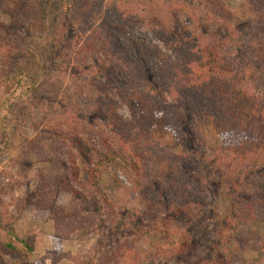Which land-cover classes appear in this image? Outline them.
<instances>
[{"label": "rangeland", "instance_id": "rangeland-1", "mask_svg": "<svg viewBox=\"0 0 264 264\" xmlns=\"http://www.w3.org/2000/svg\"><path fill=\"white\" fill-rule=\"evenodd\" d=\"M155 1L161 3L166 14V10H172L167 6L170 2L174 7L190 9V14L178 12L170 17L169 25L176 34L187 30L208 38H227L232 42L222 44L227 46L231 58L250 64L246 59V48L252 47L255 41L252 36L260 30L259 15L250 0ZM217 1L226 12L223 15L217 12ZM145 3L148 1L144 0L142 6ZM73 6V3L65 6L68 14ZM227 13L235 16L229 19ZM144 15L140 13V16ZM146 17L156 22L154 15ZM0 20L9 23V17L1 10ZM83 32L78 23L69 31L68 37L73 39L81 33L82 43L93 34ZM135 34L138 38L160 44L146 28L138 29ZM53 35L50 40L56 43ZM106 36L113 39V33L109 32L104 34L103 40L97 41L103 43ZM70 47L62 41L57 48L51 49L58 53L52 66L48 65L43 51L39 52L41 64L48 66L45 76L53 69L63 74L46 81L41 75L38 82L45 89L40 96L30 99L22 88H11L12 94L0 90V264H27L24 253L2 247L1 242L6 236L13 243L16 238L32 242L34 264H72L71 257H92L97 262L95 254L98 255L105 245L111 246L122 240H133V248L140 256L155 254L161 246L182 245L179 261L170 264H199L207 260L212 251L210 242L216 240L223 226V219L219 216L232 215L233 212L239 214L242 203L244 207L254 205L256 212L239 224L230 241L231 255L225 256L232 260L231 264H264V172L235 181L229 179L230 176H213L208 197L212 201L206 205L209 208L196 212L195 219L188 214L177 216L175 221L183 226L185 235H174L171 241H168L163 226L166 222L160 223L157 229L151 228L153 224L147 227L148 223H136L139 217L135 212L143 213L147 206L133 192V175L121 161L119 148H114L117 142L112 140L114 134L111 133L115 124H138L137 102L127 105L125 97L111 91V79L123 77L122 82L126 84L125 68L113 65V78L96 74L90 66L89 73L86 69L76 73L71 67H62L66 62H72ZM96 61L99 65L109 64L102 54L91 60L92 64ZM130 67L127 66L125 71L128 81H132ZM141 70L143 73L135 83L148 88L149 73L145 67ZM253 74L251 82L264 96V74L261 70H254ZM50 103L54 106L49 107ZM167 103L172 104V100ZM183 112L181 109L180 113ZM154 123L146 122L145 126L149 124L150 128ZM171 124L166 129L151 126L162 148L173 153L181 152L179 138L182 137L185 141L188 137L193 138L198 144L195 148H201L195 131L190 132V124ZM200 129L204 132L207 151L230 144L229 138L217 134L208 120L201 121ZM118 132L124 133L119 127ZM112 158L116 161L111 162ZM205 214L209 215L206 220L203 218ZM158 217L155 214V219ZM83 221L87 227L81 226ZM57 223L73 226L72 235L67 238L56 236ZM90 224L97 226L89 227ZM199 230L204 234L202 237L197 234ZM142 264L149 262L143 259Z\"/></svg>", "mask_w": 264, "mask_h": 264}, {"label": "trees", "instance_id": "trees-1", "mask_svg": "<svg viewBox=\"0 0 264 264\" xmlns=\"http://www.w3.org/2000/svg\"><path fill=\"white\" fill-rule=\"evenodd\" d=\"M143 1L0 0V10L9 17L8 24L0 20V90L12 94L11 88H22L30 99L40 96L45 88L38 80L46 74L48 66L41 64L39 52L43 51L48 65L52 66L58 53L51 49L57 48L62 41H66L67 47L77 41V47L68 48L72 62L62 66L71 67L76 73L85 69L89 73L90 66L96 74L113 78V65L117 64L125 71L131 66L132 81H128L129 76L123 70L127 76L126 84L122 82L123 77L111 79V91L125 97L127 105L137 102L138 124H115L114 130L111 129L112 140L117 142L114 148H119L121 161L133 175V192L147 206L143 213L135 212L140 219L136 218V223H148L147 227L153 224L151 228L157 229L160 223L166 222L163 226L168 241H171L174 235L185 233L183 226L175 221L177 216L188 214L195 219L196 212L209 208L206 205L212 201L208 197L213 176H230L229 179L235 181L264 172V96L251 82L254 70L264 74V0H250L260 22V30L252 36L255 39L253 48H246V59L250 64L231 58L227 46L222 44L228 41L227 38H208L187 30L176 34L169 25L170 17L178 12L190 14L188 7H174L170 2L167 6L172 10H166V14L160 2L147 0L148 4L142 6ZM217 2V12L223 15L226 12L219 5L220 1ZM68 3L74 5L70 14L65 8ZM140 13L145 15L140 16ZM148 14L154 15L156 22H151L146 17ZM225 15L229 19L235 16ZM76 19L79 20L76 22ZM78 23L84 34L93 33L82 43L81 33L73 39L68 37L69 31ZM141 28L148 29L166 50L163 51L160 44L138 38L135 33ZM109 32L113 33V39L106 36L103 46L97 39L103 40L104 34ZM52 34L56 43L50 40ZM101 54L107 57L109 64L99 65L97 61L92 64L91 60L98 59ZM141 67L149 73L148 88L135 83L143 73ZM60 74V70L53 69L43 80L57 79ZM170 100L172 104L169 105L167 101ZM50 106L54 104L50 103ZM181 109L183 113H180ZM174 115L176 119H173ZM203 120H208L217 134L228 137L230 144L207 151L204 132L200 129ZM153 121L151 126L161 129L173 125L171 123L190 124V132L195 131L201 148H195L198 144L191 137L188 141L179 138L182 147L179 153L162 148L151 126L149 128ZM146 122L148 126H145ZM117 126L124 133H119ZM115 161L116 158H112L111 162ZM241 205L239 214L219 216L223 226L216 240L210 242L212 251L207 260L199 264L232 263L225 256L231 255L230 241L239 224L256 212L254 205ZM155 214L159 216L156 219ZM207 217L209 215L205 214L204 220ZM82 224L87 227L84 221ZM96 226L90 224L89 227ZM74 229L68 224L57 223L55 235L67 238ZM197 234L204 235L200 230ZM1 243L5 249L24 253L26 263L34 264L32 242L16 238V244L6 236ZM133 243V240H122L111 246L105 245L99 256L95 254L97 262L92 257L70 259L72 264H142L143 259L149 264H170L177 263L183 251L182 245H166L155 254L140 256Z\"/></svg>", "mask_w": 264, "mask_h": 264}]
</instances>
